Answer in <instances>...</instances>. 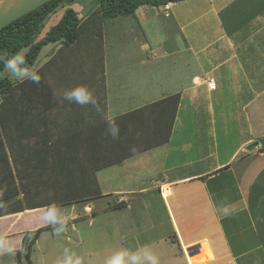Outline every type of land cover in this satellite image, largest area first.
<instances>
[{
    "label": "crops",
    "instance_id": "crops-1",
    "mask_svg": "<svg viewBox=\"0 0 264 264\" xmlns=\"http://www.w3.org/2000/svg\"><path fill=\"white\" fill-rule=\"evenodd\" d=\"M158 9L179 29L177 51L162 53L145 44L139 64L118 56L111 64L103 61L106 120L126 118L121 132L109 130L122 134L121 150L115 148L113 156L151 145L96 170L100 190L127 198L108 202L105 209L123 203L113 210L138 213L135 229H144L143 251L151 249L156 264H264V146L247 150L264 140V0H186ZM137 11L144 20L151 17L146 6ZM174 96L175 110L169 100ZM88 109L59 115L61 133L86 135L96 129L97 111ZM129 133L137 138H124ZM167 133V140L154 145ZM124 179L133 184L115 185ZM153 194L167 216L159 225L144 222L139 211ZM40 210L46 208L0 221ZM10 228L0 232V245L13 236Z\"/></svg>",
    "mask_w": 264,
    "mask_h": 264
},
{
    "label": "trees",
    "instance_id": "trees-1",
    "mask_svg": "<svg viewBox=\"0 0 264 264\" xmlns=\"http://www.w3.org/2000/svg\"><path fill=\"white\" fill-rule=\"evenodd\" d=\"M74 1L80 0H52L0 30V74L23 50L26 51L17 66L24 70L31 69L42 49L50 44H60L62 47V55L54 59L53 64L60 60L63 63L58 64L53 72L62 79L58 85L39 73L15 86L5 78L0 80V218L26 210L73 205L99 197L96 170L151 147L148 144L127 154H112L115 148L120 147L121 150L122 134H113L109 130L114 126L119 127L121 132L126 118L106 120L103 27L108 20L134 16L141 7L159 8L186 0H97V5L86 19H82L72 8H65ZM60 7L64 8L60 20L38 39L44 22ZM74 49L85 50L92 60L95 59V64L82 61L80 67L79 56L77 60L75 58L65 63L67 54L75 53ZM66 83L77 92L65 104H60L55 94L52 95L53 87L59 91ZM177 99V96L169 99L174 101V110ZM31 101L35 102V107L29 104ZM45 104H51V117L32 112ZM95 105L96 109L93 108ZM82 106H85V110L92 107L93 111L98 112L93 116L98 120L97 128L86 135L61 133L59 115L66 117L69 110ZM173 116L174 112L170 125ZM40 129L45 131L41 133ZM125 136L134 140L137 138L135 133ZM168 136L169 133L165 137L160 136L154 145L164 142ZM90 137H93V144H90ZM124 143L126 147V139ZM121 205L123 203L112 208H121ZM57 225L48 224L33 234L25 233L22 246L16 253L18 263L32 264L31 248L42 232Z\"/></svg>",
    "mask_w": 264,
    "mask_h": 264
},
{
    "label": "rangeland",
    "instance_id": "rangeland-1",
    "mask_svg": "<svg viewBox=\"0 0 264 264\" xmlns=\"http://www.w3.org/2000/svg\"><path fill=\"white\" fill-rule=\"evenodd\" d=\"M96 5L97 0H80L66 5L65 8H72L82 19H86ZM148 9L151 11V17L145 20L140 17L139 14L141 12L137 11L132 17L116 18L105 22L103 27L102 61L105 59L106 64H111V61L118 56V58L122 57L123 62H127L129 65L139 64L144 54L140 47L145 44L149 45L151 49L162 53L177 51L179 45H182V41L179 29L173 18L164 19L165 12L162 9L154 7H148ZM63 12L64 8L60 7L47 18L38 39L42 38L60 20ZM61 48L60 44H50L44 47L36 63L29 70H24L17 66L19 59L26 51L23 50L0 74V80L5 78L15 86L39 73V75L42 74L47 80L49 78V81L58 85L62 79L53 72L58 64L63 63L60 60L58 63L55 62L56 64H53V61L59 55H62L60 52ZM74 52L67 54L65 63L75 58L77 60L79 56L80 62L78 64L80 67L82 61L95 64V59L92 60L85 50L74 49ZM175 58L176 56H172L170 61H174ZM79 81L80 83L82 82L81 79ZM56 88L55 86L53 87L52 95L55 94L56 101L60 104H65L77 92L73 86H69L67 83L59 91ZM41 96L48 99L43 94ZM229 97L231 98V96H228L227 101H229ZM227 101L226 106L228 104ZM29 104L35 107L34 101ZM32 112L36 115L43 113L49 118L51 117V104H45L44 107ZM216 114L214 109V118ZM40 131L43 133L44 129H40ZM216 135L219 136V134ZM96 177L101 178V173ZM110 177L108 175V178ZM132 184L128 179H124L120 183L116 182L115 185L129 187ZM106 194V190L103 189L102 191L101 189L100 196L91 200L78 202L73 205H54L46 210L25 214L17 220L0 221V232L11 227L9 229L11 230L10 235H13L8 239L7 244L0 245V264H19L16 255L17 249L20 248L18 237L27 231L33 234L39 227L41 228L48 224L58 225L41 233L31 248L30 261L32 264H156L154 252L151 249L144 252L143 247L148 244V238L143 237L144 229H139V227L135 229L138 217L135 219L134 217L138 216V213L131 214L130 211L125 210L115 211L113 208H111L112 211H107L105 208L108 206V202L111 204V201L117 202L127 198H121L120 196L111 198ZM150 197L148 196L147 199ZM148 202H151L148 207L143 210L139 209L144 222L159 225L161 220L166 221L167 216L160 198L153 194ZM135 205H137V202ZM97 209L104 211L97 213ZM94 214L95 217L93 216ZM166 225L168 226V224ZM114 226L117 229H114ZM137 233L141 234L138 239H136ZM123 242L127 244L124 248L120 247Z\"/></svg>",
    "mask_w": 264,
    "mask_h": 264
},
{
    "label": "water",
    "instance_id": "water-1",
    "mask_svg": "<svg viewBox=\"0 0 264 264\" xmlns=\"http://www.w3.org/2000/svg\"><path fill=\"white\" fill-rule=\"evenodd\" d=\"M50 1L52 0H0V30ZM258 145L264 146V140L252 143L247 150L251 151Z\"/></svg>",
    "mask_w": 264,
    "mask_h": 264
},
{
    "label": "built area",
    "instance_id": "built-area-1",
    "mask_svg": "<svg viewBox=\"0 0 264 264\" xmlns=\"http://www.w3.org/2000/svg\"><path fill=\"white\" fill-rule=\"evenodd\" d=\"M207 86H208V88H209L210 90H214V88H215V85H214L212 82H208V83H207Z\"/></svg>",
    "mask_w": 264,
    "mask_h": 264
}]
</instances>
